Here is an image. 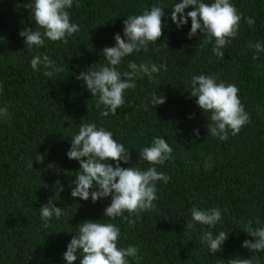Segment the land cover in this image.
Masks as SVG:
<instances>
[{"label":"trees","instance_id":"16d2710c","mask_svg":"<svg viewBox=\"0 0 264 264\" xmlns=\"http://www.w3.org/2000/svg\"><path fill=\"white\" fill-rule=\"evenodd\" d=\"M28 2L0 0V108L8 109V118L0 119V264H67L63 254L85 220L119 227L117 246H135L143 257L139 262L128 258L129 264H230L237 258L264 264V252L242 247L246 239H255L243 230L249 221L253 228L264 227V51L249 47L264 45V0H230L241 21L223 59L212 53L214 40L200 43L199 31L188 38L191 18L180 28L172 22L171 10L179 0H73L67 11L80 31L67 37V44L45 39L44 46L28 49L19 32L26 27L42 31L25 7ZM153 5L165 9L163 35L147 51L124 57L118 70H128L132 61L166 68L152 81L137 78L136 87L124 92V106L103 117L96 98L76 77L106 65L102 49L115 45L116 33L123 36V21ZM246 17L255 20L251 27ZM36 55L49 56L62 70L51 77L43 74L42 65L34 71L30 61ZM200 74L238 88L249 122L237 135L229 130L222 141L208 134L211 113L189 95L192 76ZM153 94L164 95L165 103L153 107ZM82 123L111 131L128 147L132 159L121 161V167H150L138 154L154 137L164 138L173 149L171 159L155 165L170 179L156 181L154 209L130 217L134 224L103 217L111 197L94 203L71 196L80 164L68 159L67 152ZM38 153L44 156L42 163L34 160ZM56 181L64 191H55ZM50 197L63 214L44 227L40 206ZM193 207L219 208L222 218L215 228L196 223ZM207 231L229 233L222 252L212 254L201 240ZM81 259L77 253L73 264Z\"/></svg>","mask_w":264,"mask_h":264},{"label":"clouds","instance_id":"9594fccd","mask_svg":"<svg viewBox=\"0 0 264 264\" xmlns=\"http://www.w3.org/2000/svg\"><path fill=\"white\" fill-rule=\"evenodd\" d=\"M73 0H31L25 5L30 9V15L42 31L33 28H24L19 32L24 37L25 46L32 49L34 46L42 47L45 39L53 42L63 41L68 43L67 37L80 31L79 25L70 21L67 9L72 7ZM189 6L193 10L185 12ZM165 9L159 5H153L145 9L141 15L128 16L124 21L123 36L116 33L115 45L104 47L102 54L107 61L106 65L98 70L82 71L77 75L96 98V108L102 109L100 115H115L117 110L125 104L124 92L136 87L135 80L143 79L145 76L154 80V74L158 73L165 65L135 61L129 62L128 70L119 71L118 66L122 59L130 54L147 51L149 44H156L163 35V21ZM191 18V29L188 38L202 34L200 43L209 44L214 40L212 53L223 59L224 51L231 39H235L239 29L241 14L230 3V0H214L205 3L203 0H179L171 10V20L180 28L188 23ZM246 23L251 27L255 20L246 17ZM199 43V44H200ZM157 45V44H156ZM259 53L264 51V45L257 42L250 44ZM34 71L39 65L45 69L44 75L51 77L62 69L55 61L47 55H36L30 61ZM190 96L197 97L196 104L204 113H211L208 120V134L214 138L224 141L228 139L229 130L231 134L237 135L249 122V115L238 98V88L234 84L217 83L216 77L211 75H193L190 81ZM153 107L165 103L164 95L153 94L151 98ZM147 107V105H145ZM8 118L7 107L0 108V119ZM191 118V117H190ZM196 135L199 131L196 130ZM71 147L67 152L70 160L79 161L75 179L71 181V196L79 197L92 202L102 198L111 197V203L105 207L103 217L116 219L122 217L130 225L140 213L154 209V200L157 199L156 181L168 182L170 179L163 172H158L155 165H163L165 161L172 158L173 149L164 138L154 137L151 146L144 147L139 155V160L146 161L150 167L141 170L136 166L121 167V161L129 164L132 157L128 147L113 138V133L103 127L97 128L95 123H82L78 134L70 139ZM86 158V159H85ZM34 160L42 163L44 156L37 154ZM29 167H33V161ZM109 161H114L115 166ZM50 167V165H49ZM56 190L64 191L60 181H56ZM127 212L129 215L124 216ZM62 208L56 206L55 202L48 199L46 204L40 206V218L44 227H48L49 221L55 216L59 219ZM221 210L210 208L201 210L193 207L191 209V220L215 228L221 220ZM167 219V218H166ZM259 223V220H257ZM191 222L186 224L191 228ZM243 230L255 239H246L242 247L251 252H264V227H252L249 221ZM229 233L219 231L205 232L201 240L206 242L212 254L223 251V245ZM120 238V229L113 223H99L93 220H85L79 224L78 232L72 236L67 245L63 258L67 264H73L77 260V253L82 259L80 264H129L128 258H135L137 262L143 259L138 255V248L128 246L120 248L117 242ZM230 264H252L250 259H232Z\"/></svg>","mask_w":264,"mask_h":264}]
</instances>
